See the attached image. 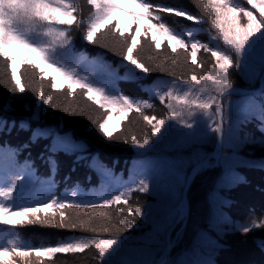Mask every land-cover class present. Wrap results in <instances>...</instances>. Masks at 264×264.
I'll return each mask as SVG.
<instances>
[{
	"label": "snow or ice",
	"instance_id": "1",
	"mask_svg": "<svg viewBox=\"0 0 264 264\" xmlns=\"http://www.w3.org/2000/svg\"><path fill=\"white\" fill-rule=\"evenodd\" d=\"M91 6V12L86 19H78L76 13L80 11L78 0H0V58H3L10 72V86L7 91L11 94H23L28 87L23 81L22 69L27 67L39 73L37 79L41 82L48 80L53 91L64 92L72 97L77 92L82 93L89 101L103 110L101 116L93 120L97 131L106 139H115L116 132L122 127V122L129 119L135 112L151 126V135L138 139L131 136V144L138 149L149 150L160 139L164 138L174 125L169 121H176L187 129L188 133H180L181 137H195L200 133L206 134L207 129L218 134L217 150L213 155H202L191 164V173L194 177L199 172L214 166V161L221 158L225 161L236 157L237 152L231 143L232 122L231 105L225 110L224 98L235 92L233 81L230 79V69L243 70L245 64L254 55H259L261 74L264 75V0H247L252 9H256L259 18L246 7H242L236 0H203V9L210 17L211 29L218 36L209 32V41H222L225 48L212 46L210 42L201 41L197 33L192 30L180 31L165 22L163 13H172L176 17L185 18L187 21L200 24L198 15H194L182 8H173L163 3L154 4L153 0H86ZM243 14V19L240 14ZM68 26V27H64ZM72 26L83 31V40L95 44L103 39L104 30L116 34L123 41L125 51L119 53L124 61L134 66L141 73L148 74L153 69L142 62L136 55L141 39H148L151 33V43L160 49L166 42L174 55L178 50H183L191 57V64L198 65V53L203 50L211 54L214 63L210 70L203 75L193 74L178 85L176 80L171 81V86L166 88L150 89L161 104L168 109L167 115L158 118L156 115H146L144 110L154 108L151 96L142 99L128 94L117 88L114 81L105 82L88 72L81 74V66L87 61L83 53L75 52L72 36ZM207 31V30H206ZM99 34V35H98ZM230 49L231 51H228ZM235 54V58L233 56ZM19 59V67L17 60ZM40 61V63H37ZM41 63L52 69L49 73L41 67ZM173 63L175 61L173 60ZM123 64V61L121 62ZM203 67L202 64L198 65ZM133 68L127 70V77L137 80L138 76ZM115 77V71L109 73ZM119 79L118 77H116ZM34 91L37 105H23L30 115L21 117L19 121H9L7 115L0 114V134H11L13 130L29 133L28 140L22 145L12 147L7 142H0V154L5 150L10 153L9 166L15 171L8 173L7 179L0 174V225L7 230L0 231V264H14L12 257H24L34 250L38 256L53 257L57 253H83L93 247L99 255V264H125L113 259L118 256L123 240L120 238H89L73 237L72 240L60 242L59 246L38 247L28 252L21 251L23 247L21 234L15 229L26 225H41L52 228L76 229L80 227L85 231H95L92 226L93 217L79 225L70 222L69 211L83 214H94V218L102 216L101 209L107 210L113 205L128 204L132 191L148 192L149 184L143 179L136 188H132L128 181L121 182L111 174V170L104 166L103 171L96 168L102 164L98 156L90 158L88 167L97 170L105 183L113 186L112 192L105 191L97 199H88L91 192L77 190L73 187L65 193L55 191L54 175L58 171L56 155L63 152L66 155H76L75 162L88 159L84 156L86 144L77 141L71 134H60L59 129H53L41 123L43 115L42 105L55 108L51 102L54 100L52 92L45 93L43 88ZM264 96V89L261 90ZM13 100L10 97L0 105V113L14 112ZM74 114V113H68ZM113 114H118L121 123L109 129ZM247 115V113H245ZM258 121L260 137L249 139L248 134L243 138L244 143H258L264 147V100L259 102V115H252ZM206 127L201 128V124ZM227 123V133L225 124ZM35 125V126H33ZM156 137L157 140L152 138ZM41 139H51L45 145V151L40 157L45 160L49 168V175L42 179L30 155L23 164L16 160L21 149H27ZM128 143L126 139L124 141ZM225 147L231 149L230 155L221 157V150ZM253 167L264 169V159L253 163ZM67 179V177L65 178ZM132 178L130 177V180ZM182 182H187V174L181 176ZM25 181L41 185L37 198L31 203H20L18 194L25 188ZM134 183V181H132ZM237 182H243L242 178ZM229 186V185H225ZM230 186H234L230 185ZM118 214L124 212L123 208L116 209ZM128 216L143 215L141 207L127 208ZM124 216L119 219V225L132 228L135 221ZM59 217V219H57ZM184 219L183 203L165 218V223L157 225L153 232V240L166 231L175 222ZM227 224L228 221H225ZM256 230H264V219L249 218L245 222H234L232 231L241 232L247 236ZM108 232L107 227L103 228ZM170 243V240H169ZM217 246L219 243L217 242ZM257 247L264 251V239L257 242ZM144 264H157L156 261H146ZM159 264H168L161 259Z\"/></svg>",
	"mask_w": 264,
	"mask_h": 264
},
{
	"label": "trees",
	"instance_id": "2",
	"mask_svg": "<svg viewBox=\"0 0 264 264\" xmlns=\"http://www.w3.org/2000/svg\"><path fill=\"white\" fill-rule=\"evenodd\" d=\"M236 2V0H234ZM242 7H246L259 18L256 9H252L247 0H238ZM154 4L163 3L173 8H182L198 15L202 21L200 24L187 21L185 18L176 17L172 13H163L165 22L169 26L180 31L192 30L197 33L201 41L210 42L212 46L225 48L222 41H209V32L218 36L215 30L211 29L210 17L203 9V0H153ZM80 11L76 13L78 19H86L91 12V6L86 0H78ZM243 19V14H240ZM68 27V26H64ZM207 30V31H206ZM72 36L75 44V52L87 56V61L81 66V74L92 72L99 79L105 82L114 81L117 88L140 97L148 99L150 96L154 108L145 109L146 115H156L158 118L167 115L168 109L161 104L158 97H155L150 89L166 88L171 86V81L176 80L178 85L193 74L203 75L210 70L214 58L210 52L201 50L198 53V65L191 64V57L178 50L174 55L165 42L160 49H156L151 43V33L148 39H141L136 51L137 57L153 70L144 74L134 66L123 60L119 54L125 51L123 41L118 34L115 36L104 30L103 39L95 44H89L83 40V31L72 26ZM99 35V34H98ZM228 51H231L228 49ZM257 55V54H256ZM254 55L245 64L243 70L238 68L230 69V79L234 87L253 90L258 88V79L261 74V67ZM235 58V54L233 53ZM19 57L17 65H19ZM173 60L175 63H173ZM123 61V64L121 62ZM40 63V61H37ZM41 67L49 73L52 69L41 63ZM133 68L138 76L137 80H131L126 73ZM23 81L28 91L23 94H11L7 91L10 86V72L7 69L3 58H0V105H3L10 97L13 100L14 112L0 113L7 115L9 121L13 118L19 121L21 117L29 116L23 105H37V97L34 91L43 88L45 93L52 92L54 100L51 102L55 108L42 105L43 115L41 123L53 129H59L61 135L71 134L77 141L86 144L84 156L75 162L76 155H66L63 152L56 155L59 167L54 175L55 191L60 194L75 187L77 190L94 193L88 199H97L101 193L112 192L113 186L105 183L97 170L87 165L91 157L98 156L102 164L96 168L103 171L104 166L111 170V174L119 181H128L132 188L139 185L140 180L149 184L148 192L132 191L128 204L113 205L107 210L101 209L102 216L94 218V214H83L77 211H69L71 223L79 225L81 221L87 223L92 216V226L95 231H85L80 227L76 229L52 228L41 225H26L15 229L21 234L23 247L21 251L28 252L38 247L59 246L60 242L72 240L73 237L89 238H120L123 240L118 256L113 259L124 260L127 258L132 264H144L146 261H153L154 255L162 251L165 234H159L153 240V232L157 225L165 223V218L170 212L176 210V204L180 200V187L176 180L167 176V169L176 165H183L187 170L191 168L194 160L213 149L215 134L211 129L206 134L200 133L194 137L186 146L177 148L175 141L179 131L191 132L176 121H169L174 128L167 135L160 139L149 150L138 149L132 146L131 136L143 139L145 135H151V126L147 125L141 116L133 112L129 119L122 122V127L116 132L115 139L106 140L92 123L98 119L103 110L93 104L77 92L69 97L64 92L53 91L50 81L41 82L37 79L39 73L30 68H23ZM115 71L116 76L111 77L110 72ZM118 77L119 79H117ZM264 89V80L263 88ZM264 100L261 91L254 95L230 96L224 100L227 112L231 105L232 115V137L231 143L237 155L234 159L225 161L221 158L217 165L199 172L192 181L188 193V217L186 232L182 245L178 252L171 258L168 264H264V251L257 247V242L264 239V230H256L247 236L241 232L232 231L234 222H245L249 218L264 219V169L253 167L264 159V147L258 143H244L243 138L248 134L249 139L260 137L258 121L252 115H259V102ZM74 113V114H68ZM247 113V115H245ZM121 123L118 114H113L109 123V129ZM35 126V125H33ZM206 126L202 123L201 128ZM227 133V123L225 124ZM199 137V140L197 138ZM29 138L26 131L13 130L9 134H0V142H7L12 147L25 143ZM128 143H125V140ZM157 140L156 137L152 138ZM51 139H41L27 149H21L16 160L23 164L26 157L30 155L38 169L40 177L45 179L49 175V168L44 159L40 157L43 152L45 157L49 155L45 151V145L50 144ZM231 149L225 147L221 150V157L231 154ZM10 153L5 150L0 154V174L7 179L10 171H15L9 166ZM67 177V179H65ZM130 177L132 178L130 180ZM242 178L243 182H237ZM134 181V183L132 182ZM234 186H230L233 185ZM229 185V186H225ZM41 185L25 181V188L18 194V201L31 203L37 198ZM141 207L143 215L128 216L127 208ZM123 208L124 212L118 214L116 209ZM128 216L135 221L130 229L119 225L120 218ZM59 219V217H57ZM225 221H228L226 224ZM107 227L108 232L103 228ZM7 230L6 226L0 225V231ZM156 240H159L156 241ZM217 242L219 246H217ZM6 243V239L0 241ZM161 243V244H160ZM14 264H99V255L93 247L83 253H57L53 257L38 256L32 250L30 255L24 257H12Z\"/></svg>",
	"mask_w": 264,
	"mask_h": 264
},
{
	"label": "rangeland",
	"instance_id": "3",
	"mask_svg": "<svg viewBox=\"0 0 264 264\" xmlns=\"http://www.w3.org/2000/svg\"><path fill=\"white\" fill-rule=\"evenodd\" d=\"M254 60H258L259 61V55L257 54L254 58ZM180 133H187L184 131H179L177 134V138L175 141V147L180 148L183 146H186L187 142H190L192 139H194V137H181ZM195 140V139H194ZM197 140H199V137L197 138ZM212 152V151H210ZM209 152V153H210ZM215 163V161L213 162ZM168 173L167 176L174 178L178 184V186L180 187V193L182 191L183 188V184L184 182H182L181 180V176L184 174H189V172L191 171L190 169H186L183 165H176L172 168L167 169ZM187 193L185 194V199H186V205H187V216L184 217V219L180 222L177 223V225H175L171 231H169L168 233V237L166 239V243L163 246V249H165V251H167V255L165 256L164 260L169 262L171 260V258L178 252V250L180 249L182 245V240L184 239V235L186 232L185 226H186V222H187V217H188V200H187ZM180 201V202H179ZM178 201V203L176 204V209L181 205V197L180 200ZM184 207V206H183ZM175 211V210H174ZM185 214V212H184ZM170 240V243H169ZM159 242V240H156ZM161 244V243H160ZM161 253V251L159 253H157L156 255H154V260H157V257L159 256V254ZM121 261V260H120ZM121 262H125V264H132L127 258H124V260H122Z\"/></svg>",
	"mask_w": 264,
	"mask_h": 264
},
{
	"label": "water",
	"instance_id": "4",
	"mask_svg": "<svg viewBox=\"0 0 264 264\" xmlns=\"http://www.w3.org/2000/svg\"><path fill=\"white\" fill-rule=\"evenodd\" d=\"M263 78H264V75L261 74V76L259 78V84H260V88L259 89L262 88V80H263ZM256 92H258V91H251V90H245V89L235 88V92H233L231 95H226L225 98L228 97V96H232V95H250V94H255ZM216 150H217V144H216L213 152L210 153V154H208V155L209 156L210 155H213L216 152ZM188 177H189V180L187 182H184L183 190H182V201H183V203H185V212L186 213H187V205H186L185 194H186V192H187V190H188V188H189V186H190V184H191V182H192V180L194 178L192 176V173L191 172L188 174ZM177 223L178 222H175L170 229H172ZM165 254H166L165 252H163L161 254V256L158 259L157 264H159V261L164 258V255Z\"/></svg>",
	"mask_w": 264,
	"mask_h": 264
}]
</instances>
